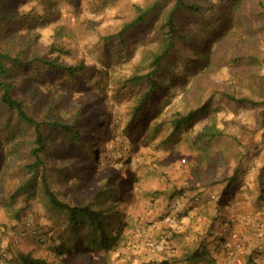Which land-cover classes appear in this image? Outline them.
Listing matches in <instances>:
<instances>
[{
  "label": "trees",
  "instance_id": "trees-1",
  "mask_svg": "<svg viewBox=\"0 0 264 264\" xmlns=\"http://www.w3.org/2000/svg\"><path fill=\"white\" fill-rule=\"evenodd\" d=\"M21 1L0 0V33L2 32L3 38L10 37L7 42L0 40V118L6 117L0 123V135L4 134L3 140L0 139V169L5 159L1 145L4 141L12 143L8 153L11 157H15L12 162L18 163L17 167L20 166L23 170V180L16 185L10 195L12 201L22 197L29 203L37 196L39 186L47 202V208L53 216L62 217L67 223L66 228L71 229L74 234L81 230L84 233L87 231L81 244L83 250L121 251L124 256L129 253L131 263L132 260L142 259H139L140 264H170L171 260L174 261L173 264H216V259L211 256L207 238L213 236L218 243L225 240L230 222L223 220L222 225L226 226V229L224 233H220L221 236L214 232L215 225L225 215L223 214L224 206L230 199V191L237 187L239 179L247 172L248 165L254 158L253 153L262 155L263 161L258 171L260 185L263 184V145H258L254 150L250 148L242 152L245 156L239 160L237 156L240 157L242 154L238 151L235 155L237 164L228 176L203 178L197 175L195 179H192L190 186L193 191L188 190L187 193L183 192L184 188L176 186L170 187L169 190H162L160 193L165 196L163 198L166 206L160 215L161 235L157 237L152 236H156L158 224L148 221L149 219L146 220V213L140 214V204L135 202L132 205L129 202L133 195V187H130V184L112 185V181L108 179L97 188L92 197L80 204L74 205L60 198L52 187L50 179L51 166L47 161L53 146L49 139L50 133L47 132L71 135L72 140L74 139L73 141L80 145L82 131L80 118L83 115L84 106L79 101L75 106V113L66 119L58 114L50 116V111L56 112L63 102H69L68 95L74 93L67 88L69 86L78 90L79 93L88 90L91 96L93 94L90 92L98 93L94 100L100 99L101 102H106L105 93L109 88L106 82L104 84L101 79H96L102 76V72L94 73L95 67L83 63L67 65L60 61L59 57L66 55L68 50L57 42H52L49 47H45L44 53L40 52L44 49L36 47L33 49L32 58L29 59L32 45H38L39 35L36 34L33 39L26 40L27 36L14 32L10 24H16L29 17L31 19L28 23L33 26L48 24L51 22L53 8L50 4L45 14H25L19 9ZM255 2V9L249 13V16L264 18V0H255ZM246 4L247 0L216 2L214 0H150L145 5L134 4L132 15L122 27L113 32L100 34L99 42L103 49L104 65L120 62L124 55L130 53L131 45L140 36L154 32L158 39L157 47L144 57L138 73L117 80L114 83L117 90L114 89L112 96L108 98L121 103L122 97L127 96L130 102V106L124 113L127 119L122 117L124 119L122 122L117 119L119 123L116 126L132 145L133 142H137V145L147 146L150 141L158 138H160L158 147L172 148L178 145L182 139L180 135L189 131L197 120L209 115L216 96L238 106L258 109L259 118L264 126V97L240 95L236 90L227 88L226 83H218L206 99H202L203 92L199 85L185 106L172 109L170 113V88L177 80L173 69L179 64L186 65L189 74L196 77L200 83L211 77V72L216 66L227 63L254 65L257 69L253 77L261 78L264 86V75L260 74V67L264 63V36L257 37V35L260 37L264 35L261 28H255V32L249 30L255 34L241 33L232 55L233 45L231 46L230 56L223 46L227 37L239 35L235 31H230L226 25L234 18L238 21L239 16L244 17L243 14L247 10ZM216 8L219 10L218 16L205 22L206 31L214 30L210 38H206L208 36L194 28L182 25L184 17V22L189 18L199 19L200 22L206 21V14L215 12ZM220 11L223 16L220 15ZM32 19H37V22ZM217 23L222 27L215 28ZM212 43L216 46H212ZM186 49L191 51L187 52ZM53 53L56 55L49 57V54ZM31 71L41 80L60 78L59 81L66 91V95L55 97L50 104H47L44 115L36 113L25 98L18 96L21 80L26 82L25 88L22 87L21 91L33 87L31 82L36 77L25 78ZM88 83H91L90 86ZM222 135V130L213 123L201 129L193 143L194 147L200 151L198 159L200 163L203 164L206 161V155L209 153L207 149ZM128 145L129 143L118 145L119 152L126 155L129 150ZM219 186H222V189L216 204L212 205V195L215 188ZM184 194L187 200L180 206L175 221L171 222L168 220L172 213L170 208L173 202ZM205 195H208V198H205ZM203 202L209 205L207 209L203 206ZM119 207L123 209L119 210ZM19 210L16 213L17 219H19ZM182 216H189L191 226L198 222L199 217L205 216L209 221V224L208 222L204 224L194 244L188 245L184 234L175 224L184 218ZM34 228L33 233H39L40 236L42 233L40 229ZM197 232L193 228V233ZM137 236L142 241L140 247H136ZM39 239L44 241L45 237ZM172 240L178 241L180 254L176 253V249L170 244ZM148 241H152L153 244L148 246L146 244ZM7 254L8 250L2 252L0 247V264H5ZM252 256V253L247 256L246 264H252ZM7 262L8 264H53L29 252H20L15 257L9 258Z\"/></svg>",
  "mask_w": 264,
  "mask_h": 264
},
{
  "label": "rangeland",
  "instance_id": "rangeland-1",
  "mask_svg": "<svg viewBox=\"0 0 264 264\" xmlns=\"http://www.w3.org/2000/svg\"><path fill=\"white\" fill-rule=\"evenodd\" d=\"M150 0H22L19 9L30 15L45 14L52 4L51 22L48 24L31 25V19H22L16 24H10L13 31L26 35V40L33 39L39 35L38 45H32L33 49L40 47L41 53L49 47L52 42L62 45L68 53L60 56V61L67 65L83 63L96 68V72H102L100 78L102 83L108 86L105 98L106 102L100 99L94 100L98 93L84 90V93L72 86L67 87L74 91L68 95L69 102H63L59 110L50 111V116L58 114L66 119L75 113V106L81 101L84 112L80 118L82 131L80 133V145H77L71 135L59 132L50 133L49 139L52 143L51 156L48 163L51 166L50 179L52 187L57 191L60 198L71 204H80L93 196L98 187L110 179L112 185L121 183L133 187V195L129 201L132 205L140 204V214L146 213V220H155L161 224L160 215L166 206L164 199L159 197L162 190H169L170 187L186 188L183 192L191 191L190 186L199 175L203 178H223L231 173L237 158H244L242 152L258 145L264 146V126L259 118V110L254 108L238 106L231 101L220 99L216 96L214 104L208 116L197 120L192 128L180 135L182 139L178 145L172 148L158 147L160 138L150 141L149 145L140 146L137 142L130 143L126 136L118 129L116 124L126 118L125 110L130 106L127 96H123L121 103L108 100L112 96L114 83L120 78H126L138 73L144 57L154 50L158 45L156 33L151 32L140 36L132 45L128 55H124L120 62H111L104 65L99 37L100 34L113 32L122 27L134 11V4L145 5ZM215 2L218 0H214ZM255 0H247V10L244 17H238L231 23H227L230 31H235L237 37H227L223 44L230 56L231 46L234 53L235 46L241 33L255 32V28L264 31V18L256 16L251 18L249 13L255 9ZM220 8V7H219ZM219 14L207 13L206 21L189 18L182 25L195 29L210 38L214 30L206 31L205 22L211 21ZM220 15L223 14L220 11ZM37 22V19H32ZM216 24L215 28H221ZM214 28V29H215ZM259 30V29H258ZM229 31V32H230ZM257 35V34H256ZM264 35L257 37L263 38ZM0 33V40L7 42ZM11 38H13L11 36ZM212 46H216L212 43ZM190 52V49H186ZM56 53L49 54V57ZM257 69L254 65L225 64L216 66L204 82H199L196 77L189 74L186 65L174 66L175 84L170 88V113L172 109L182 108L187 100L191 98L196 87L200 86L203 92L202 99H206L213 92L218 83L228 84L229 89L236 90L240 95H251L256 98L264 97V86L261 78L253 77ZM260 74L264 75V63L260 67ZM36 77L33 71L25 77ZM48 77V75H43ZM60 79V78H59ZM58 78L43 80L35 78L31 82L29 90L24 89L26 82H19L18 96L23 97L33 106L36 113L44 115L47 104H50L55 97L66 95L64 86ZM94 79V80H96ZM91 83H88L90 86ZM80 96V97H78ZM44 98V99H41ZM92 102L90 103V101ZM44 103L42 106L41 104ZM6 118V117H5ZM4 119L0 118V123ZM127 119V118H126ZM215 124L223 135L211 144L207 149L206 161L199 162L200 151L193 143L201 129L207 124ZM4 134L0 135L3 140ZM129 143V150L126 155L120 153L118 145ZM76 144V145H75ZM5 159L0 169V247L2 252L8 250L6 259L15 257L20 252H29L34 256L44 258L53 264H140V258L129 260V253L126 256L121 251L106 252L99 249L83 250L82 240L86 235L83 230L72 233L67 229V223L62 217L53 216L42 196L41 188L38 186L37 196L29 203L22 197L12 201L10 196L16 187L23 180V170L18 163L12 162L15 157L8 153L12 143L1 142ZM90 150V151H89ZM240 151L242 156L235 157ZM254 157L260 154L253 153ZM240 155V154H239ZM125 156V157H124ZM252 156V155H250ZM66 175V176H64ZM135 189V190H134ZM153 204V205H152ZM160 208L154 217L155 209ZM20 209V210H19ZM123 207H119L122 210ZM130 209V208H127ZM126 209V210H127ZM19 210V219L16 213ZM139 211L137 212V214ZM184 217V216H182ZM155 218V219H154ZM179 227L183 225L177 221ZM34 227L42 232L39 236L34 234ZM34 228V229H33ZM66 228V229H65ZM158 228V227H157ZM25 230V231H24ZM27 232V233H24ZM40 237H45L44 241ZM140 237H136V247L142 245ZM136 251V250H135ZM137 252V251H136ZM140 255V253H139ZM140 259V260H139ZM7 260L4 261L8 264Z\"/></svg>",
  "mask_w": 264,
  "mask_h": 264
},
{
  "label": "crops",
  "instance_id": "crops-1",
  "mask_svg": "<svg viewBox=\"0 0 264 264\" xmlns=\"http://www.w3.org/2000/svg\"><path fill=\"white\" fill-rule=\"evenodd\" d=\"M262 161V155L254 157L249 163L245 175L239 179L237 187L230 191V199L224 206L223 214H225V218L223 216L216 222L214 231L221 236L220 230L224 227L222 223L224 221L230 222L225 240L218 243V241L213 239V236L207 238L211 256L216 259V264H246L247 256L251 253L253 254L252 264H264V178L263 184L260 185L258 171ZM221 189L222 186L215 188L214 195H212V205L216 204ZM159 197L164 199L163 197L165 196L160 195ZM205 198H208V195H205ZM203 206L206 209L209 207L204 202ZM159 210V207L155 209L154 217ZM190 220L189 216L184 217L182 219L183 225L179 227L188 245L189 243L194 244L198 239L197 235L203 230L204 224L207 222L209 224L205 216L203 218L199 217L198 222L193 226H191ZM151 221L156 222L155 220ZM193 228L198 232L193 233ZM155 235L152 237L161 235L160 226H158ZM170 244L176 249V253L180 252L178 241L172 240ZM173 263L174 261L171 260L170 264Z\"/></svg>",
  "mask_w": 264,
  "mask_h": 264
},
{
  "label": "built area",
  "instance_id": "built-area-1",
  "mask_svg": "<svg viewBox=\"0 0 264 264\" xmlns=\"http://www.w3.org/2000/svg\"><path fill=\"white\" fill-rule=\"evenodd\" d=\"M187 200V197H186V194L182 195L181 198L175 200L171 206V211L172 213L170 214V217L168 218V220H170L171 222H174L175 221V217L177 216V212H179L180 210V206H182V204L184 203V201ZM225 229H226V226H224V228H222L220 230V233H224L225 232ZM25 231V230H24ZM24 233H27V232H24ZM146 244L148 246H151L153 244L152 241H148L146 242Z\"/></svg>",
  "mask_w": 264,
  "mask_h": 264
}]
</instances>
